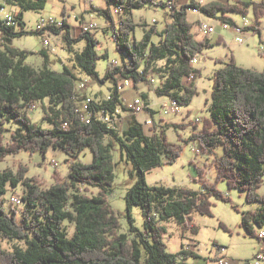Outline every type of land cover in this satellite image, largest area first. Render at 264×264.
<instances>
[{"label": "trees", "instance_id": "16d2710c", "mask_svg": "<svg viewBox=\"0 0 264 264\" xmlns=\"http://www.w3.org/2000/svg\"><path fill=\"white\" fill-rule=\"evenodd\" d=\"M0 1V9L10 5L20 10L16 14L18 24L15 27L5 26L0 19V32L3 33L0 43V161L22 151L45 154L49 148L62 150L71 157L89 148L94 157L90 164H71L67 179L56 174L55 184L49 188L35 177L27 178L29 168L21 164L16 173H0V264H184L180 259L198 257V254L184 249L177 254L170 253L163 240L167 233L163 224L174 220L187 231V221L193 213L212 216V198L230 201L228 195L217 188L220 180H225L230 190L245 193L247 203L261 205L257 212L242 214L244 231L254 237L255 224L264 229V196L258 192L264 182V72L240 67L232 58L213 75L211 118L204 120L203 127L186 141H196L201 154L214 156L211 165L216 168L218 179L215 182L205 180L201 192L149 186L146 172L164 164L163 156L166 163L175 164L183 148L163 136L158 137L155 132L147 135L136 116L123 132L115 126L117 119L122 117L120 110L128 113L120 98L117 77L138 85L150 83V74L156 73L160 77V87L155 90L158 96L176 100L181 106L192 103L197 95L196 85L188 87L185 78L196 73L197 79L200 70L192 65L193 59L200 58L215 44L208 38L198 39L192 32L189 8H199L208 18L236 26L226 16L228 13H247L251 7L259 22L264 16V0L238 2L237 5L218 1L201 5L196 0L186 5H179L177 0H104L108 6L105 14L112 22V8L122 9L121 14L129 15L147 6L169 10L171 22L161 32L155 26L148 28L139 41L131 38L136 24L130 17L121 19L118 28L113 22L116 47L129 61L123 67L113 64L107 70L105 79H113L115 87L107 101L98 104L93 100L90 123L80 103L78 79L68 67L62 72L53 71L47 54H43L44 65L37 69L27 64L34 52L12 46L15 37L27 34L22 13L42 12L49 0ZM67 28L69 24L64 19V26L47 30L60 33ZM246 31L261 34L258 26H249ZM36 33L42 35L44 31ZM154 36H159L158 42L153 41ZM66 38L69 51H73L71 43L86 39L85 48L76 52L72 61L84 74L97 78L98 41L85 32L78 38L69 34ZM158 61L163 66H157ZM143 98L148 104V97L144 95ZM35 103H42L44 118L52 128L44 129L28 116ZM100 114L109 116L112 121L99 120ZM13 122L21 127L13 131L7 141V126ZM190 125L198 128L197 123ZM117 146L133 161L139 176L126 195V211L133 234L120 233L119 216L108 201L116 177L113 152ZM220 148H223L222 155L217 156L216 150ZM197 171L201 180L206 178L205 168ZM9 186L15 195L19 186L23 188L20 215L13 206L9 213L1 199ZM91 188L98 189V195H89ZM135 206L143 210L144 232L133 225L131 211ZM66 223L75 226L72 236ZM221 227L226 229L223 224ZM191 231L198 233V228L192 226ZM16 239L25 241L27 248L3 249L2 240Z\"/></svg>", "mask_w": 264, "mask_h": 264}, {"label": "rangeland", "instance_id": "374dc122", "mask_svg": "<svg viewBox=\"0 0 264 264\" xmlns=\"http://www.w3.org/2000/svg\"><path fill=\"white\" fill-rule=\"evenodd\" d=\"M201 5L208 4L212 1H218L223 4H236L238 2H260L263 0H196ZM179 5H186L190 0H177ZM2 2L0 1V4ZM108 9L104 0H49L46 9L42 12H23L24 31L27 34H22L12 41V46L27 51L34 52V55L29 56L27 64L40 69L44 65L43 54H47V60L53 71L62 72L65 67L71 70L77 80V89L84 85L82 94L85 97L91 98L96 103L101 104L107 101L113 92L115 83L113 79H105V74L114 63L118 67H123L124 63H128L129 59L125 53H121L115 44L113 34V22L116 28L119 27L121 19L130 17L136 24V28L131 36L132 40L139 41L143 38L145 31L152 26H155L158 31L166 28L167 23L171 22L168 16L169 10L160 7L147 6L141 9L134 10L131 14L115 13V8L111 9V19L105 14ZM63 10L64 13H63ZM4 12L18 14V7L5 5ZM2 14V18L4 17ZM231 18L236 26L251 27L258 26L261 31L259 34H254L251 31L244 32L245 42L240 44L236 41V33L234 29H223L219 19H212L205 16L204 13H190L188 20L193 25L192 32L197 34L198 39L205 38L200 32L201 22L213 25L216 27L215 33L210 35L208 39L214 43L213 47L206 50L200 56L199 63L195 68L200 70V75L197 77L195 85L197 95L192 103L188 106H182L180 114H173L169 108L164 107L169 103L170 98L160 97L155 93L156 88L160 87V77L156 73H151L150 79H155V83H139L135 85L128 79L117 77L119 81V94L124 105L130 104L135 99L146 95L148 104L153 111L152 114L145 112L136 116V120L145 128L146 134L151 136L154 132L158 137H165L168 142L182 147L181 156L175 164L166 163V158L163 156V162L159 167H154L146 172V183L149 186H166L170 188H185L192 191H202V183L205 180L215 182L218 179L216 168L211 165L213 157L199 153H194L193 148L199 150V144L186 141L191 135L199 131L203 127V121L211 118L212 90H213V75L217 70L224 68L225 64L234 58L235 63L243 68L264 72V16L255 19L253 9L250 7L247 13L231 12L226 15ZM54 17L57 20L66 19L69 24V29H64L60 33H54L51 30H45L42 35L37 34L39 20L42 18ZM96 23L97 28L91 30V34L98 41L97 52L99 58L96 61L98 77H89L79 68L74 66L72 61L76 52H81L86 46V39H81L71 43L73 51H69L67 43V35L72 38H78L83 32V26ZM147 26V27H146ZM20 30V26L16 27V31ZM206 39V38H205ZM154 42L159 41V36H154ZM221 41L222 43H219ZM104 55H107L104 57ZM220 62H219V61ZM157 66H163L162 62L157 63ZM83 107V106H82ZM122 112V117L117 121L116 128L123 132L128 123L134 118L130 113ZM44 110L42 103H37V107L28 111V116L44 129L52 128V124L44 118ZM152 121V126L149 129L145 122ZM197 123L198 128L195 129L190 123ZM185 125L184 128H174L173 125ZM190 125V126H189ZM18 123H11L7 126L6 140L8 141L13 131L20 128ZM117 146L113 152L115 159V182L112 192L108 194V201L111 208L117 213L120 219V233H131V221L126 211L127 202L126 195L137 183L139 176L134 168L133 161L128 158L125 152H122ZM223 148L216 150V155H222ZM94 161L92 151L87 148L76 157H71L62 150L49 148L43 153H30L22 151L16 155L10 156L7 159L0 161V173L12 171L16 173L18 166L21 164L29 168L27 178L39 179L45 188H49L55 184L54 176L59 174L63 179H67L70 173V166L73 163L90 164ZM53 164H56L54 166ZM206 166V167H205ZM206 170V178L201 180L197 169ZM217 188L224 192L230 198L229 202L217 201L212 198V216H202L200 213H193L191 219L187 221L188 230L184 231L178 222L171 220L163 225L167 228V233L164 236V241L168 246V251L177 254L181 250L187 248L198 254V257H189L183 261L184 264H206L209 257L217 253V247L225 248V257L231 262L238 260H249L256 255L260 249L259 234L261 228L254 225L256 236L252 237L244 231L242 226V214L247 212H257L261 209L260 203L249 204L245 200V193L233 189L230 190L225 180L217 182ZM22 187H18L16 194H13L11 188L6 194L1 196L5 201V208L10 213V208L13 206L17 209L20 215L21 205L14 203L15 199H22ZM99 190L91 188L89 195H98ZM258 192L264 196V182ZM23 205V204H22ZM237 208V209H235ZM131 216L134 220L133 225L144 232L146 223L143 210L135 206L132 208ZM223 224L226 229L221 227ZM66 226L71 234L75 232V226L66 223ZM192 226L198 228V233L191 231ZM264 233V229H263ZM4 250L12 251L16 247L27 248L25 241L7 240L1 241ZM143 258H145V250Z\"/></svg>", "mask_w": 264, "mask_h": 264}, {"label": "built area", "instance_id": "2783aa9c", "mask_svg": "<svg viewBox=\"0 0 264 264\" xmlns=\"http://www.w3.org/2000/svg\"><path fill=\"white\" fill-rule=\"evenodd\" d=\"M87 2H93V0H86ZM236 1H240V0H236ZM5 7L0 9V19L4 22L5 26H10V27H15L18 22L16 19V15L15 14H11L10 12H4ZM123 11L122 9H117L115 10V13L120 14V12ZM188 11L190 13H202V11L199 8H189ZM5 14L4 17L2 18V14ZM64 26V19L62 20H57L54 17H48V18H42L41 20H39V25H38V31H45L50 27H55V28H60ZM97 24L93 23L90 24L88 26H83L82 31L85 33H90L92 29L97 28ZM221 27L223 29H234L237 37H236V41L240 44H243L245 42L244 39V32L246 31L247 26L245 27H239V26H232L229 23H224L221 22ZM200 32L201 34L205 37L208 38L210 35H212L213 33H215L216 27L213 25H209L206 24L204 21L201 22V26H200ZM1 40H3V33L0 32V43ZM199 58L193 59L192 61V65L195 67L198 63H199ZM115 66H117V63H114ZM196 82V73H193L190 75V77L188 76L187 78H185V84L189 86H191L193 83ZM150 83H155V79H150ZM84 85L81 86V88L79 89V97L82 99V101H80L81 105L83 106L84 109V117H88L89 119H91L90 117V107L91 104L93 102V100L91 98L85 97L82 94V91H84ZM37 107V103L33 104L30 107V110H33ZM128 113H130L132 116H138L139 114H143L145 112H148L151 114V108L150 106L147 104L146 100L143 98V96L135 99V101H133L130 104L126 105ZM164 107H167L170 109V111L173 114H180L181 113V108L182 106L180 105L179 102H177L176 100H173L170 98L169 103L165 104ZM99 120L103 121V122H111L112 120L109 118V116L100 114L98 117ZM119 119H117L118 121ZM146 126L149 127V129L152 126V121L147 120L145 122ZM194 153H199V149L197 148H193L192 150ZM54 166H56V164H53ZM14 203L16 205H22V199H15ZM259 244H260V249L258 250V252L256 253V255L254 257H252L249 260L246 261H241L238 260L236 262H231L230 260H228L227 257H225V248L223 247H217V253L212 256L209 257L206 261V264H264V233H263V229H261L260 234H259ZM186 250L188 251H192V249L187 248Z\"/></svg>", "mask_w": 264, "mask_h": 264}, {"label": "bare ground", "instance_id": "6f19581e", "mask_svg": "<svg viewBox=\"0 0 264 264\" xmlns=\"http://www.w3.org/2000/svg\"><path fill=\"white\" fill-rule=\"evenodd\" d=\"M86 120H87V123H90V119H87V118H86Z\"/></svg>", "mask_w": 264, "mask_h": 264}, {"label": "crops", "instance_id": "0c3cea01", "mask_svg": "<svg viewBox=\"0 0 264 264\" xmlns=\"http://www.w3.org/2000/svg\"><path fill=\"white\" fill-rule=\"evenodd\" d=\"M106 3V2H105ZM68 29V28H67ZM151 112V114L153 113V111H150Z\"/></svg>", "mask_w": 264, "mask_h": 264}]
</instances>
